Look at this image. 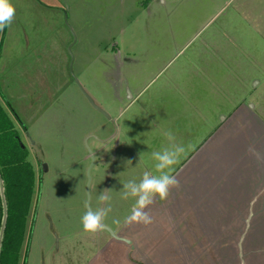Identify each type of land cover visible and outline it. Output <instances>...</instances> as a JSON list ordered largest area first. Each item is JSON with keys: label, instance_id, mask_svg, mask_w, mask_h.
I'll list each match as a JSON object with an SVG mask.
<instances>
[{"label": "rangeland", "instance_id": "1", "mask_svg": "<svg viewBox=\"0 0 264 264\" xmlns=\"http://www.w3.org/2000/svg\"><path fill=\"white\" fill-rule=\"evenodd\" d=\"M11 2L3 46L22 70L6 97L36 174L21 264H170L138 244L145 225L125 223L135 200L122 183L158 174L151 153L169 145L167 132L186 147L176 174L224 117L264 106V0ZM39 49L43 71L29 73ZM102 191L112 211L103 231L86 233L81 217L89 196L106 207Z\"/></svg>", "mask_w": 264, "mask_h": 264}, {"label": "crops", "instance_id": "2", "mask_svg": "<svg viewBox=\"0 0 264 264\" xmlns=\"http://www.w3.org/2000/svg\"><path fill=\"white\" fill-rule=\"evenodd\" d=\"M3 32L0 87L7 96V89L18 84L22 68L19 60L8 63L3 46L6 30ZM41 53L39 49L35 55H27V72L43 71ZM14 73L15 78L10 76ZM262 105L250 108L246 104L224 117L203 147L186 156L182 168L179 165L176 174L173 172L179 187L171 189L166 200L156 198L146 209L153 223L138 232V244L147 249L145 254L162 250L170 264H264ZM236 129L241 135L235 140L232 134ZM250 148L262 159L258 161ZM113 238L131 241L119 237L116 230Z\"/></svg>", "mask_w": 264, "mask_h": 264}, {"label": "trees", "instance_id": "3", "mask_svg": "<svg viewBox=\"0 0 264 264\" xmlns=\"http://www.w3.org/2000/svg\"><path fill=\"white\" fill-rule=\"evenodd\" d=\"M15 121L20 123L22 129H26L0 87V264H21L36 185V174L28 158V148L20 144L22 129ZM3 196L7 219L1 237L5 214ZM23 264H27V261L24 260Z\"/></svg>", "mask_w": 264, "mask_h": 264}, {"label": "clouds", "instance_id": "4", "mask_svg": "<svg viewBox=\"0 0 264 264\" xmlns=\"http://www.w3.org/2000/svg\"><path fill=\"white\" fill-rule=\"evenodd\" d=\"M15 14L16 8L11 0H0V31L11 26ZM248 106L250 108L254 107L252 104ZM165 135L170 142L169 145L161 148L159 151H153L151 153L154 169L158 174L145 171L139 182L130 179L122 183V198L128 199L131 197L135 200L130 214L125 217V223H138L145 226L152 224V217L146 209L154 203L156 198H159L161 201L166 200L171 189L179 187V181L173 174L174 166L180 163L181 158L186 152V147L173 142L175 137L171 131ZM249 151L258 161L262 159L261 154L254 148H250ZM97 199L99 202L106 204V207L94 210L88 205L87 210L81 217L83 231L89 234H96L103 231L105 228V219L108 213L112 211L110 196L105 195L102 191Z\"/></svg>", "mask_w": 264, "mask_h": 264}, {"label": "water", "instance_id": "5", "mask_svg": "<svg viewBox=\"0 0 264 264\" xmlns=\"http://www.w3.org/2000/svg\"><path fill=\"white\" fill-rule=\"evenodd\" d=\"M88 97H89V100L91 101V103H92V104H93V105H94L99 111H101L102 113H105L104 110H103L102 108H100L99 106L96 105V103L94 102V100H93L92 98H90V96H88ZM20 144H21L22 147H26V145L23 143L22 140H21ZM93 162H94V157L92 158V164H93ZM43 168H44L45 171L48 169V167H47L46 164L43 165ZM0 180H1V177H0ZM1 183H2V180H1ZM90 183H91V175H90V169H89V183H88V186H87L88 191H89V189H90ZM1 190H2V194L4 195V193H3V185H1ZM3 198H4V196H3ZM88 205H90V196H89V199H88L87 206H88ZM4 206H5V214H4V221H3V225H2V229H1V237H2V235H3V233H4V229H5V225H6V219H7V209H6L5 198H4ZM106 228L109 229V231H111V232L114 234V231H113L111 228H108V227H106Z\"/></svg>", "mask_w": 264, "mask_h": 264}]
</instances>
